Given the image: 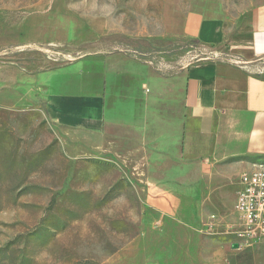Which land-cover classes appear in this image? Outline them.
Listing matches in <instances>:
<instances>
[{
	"label": "rangeland",
	"instance_id": "rangeland-1",
	"mask_svg": "<svg viewBox=\"0 0 264 264\" xmlns=\"http://www.w3.org/2000/svg\"><path fill=\"white\" fill-rule=\"evenodd\" d=\"M264 0H0V264H203L225 245L264 264V245L236 249L239 160L198 190L190 218L164 224L148 198L140 137L93 155L48 118L50 73L78 59L124 55L154 85L202 62L244 66L231 43ZM220 41L207 44V33ZM147 82V81H145ZM144 82V83H145ZM146 86V85H145ZM115 141V140H114ZM223 224L216 227L211 217ZM232 250V251H231Z\"/></svg>",
	"mask_w": 264,
	"mask_h": 264
},
{
	"label": "crops",
	"instance_id": "crops-1",
	"mask_svg": "<svg viewBox=\"0 0 264 264\" xmlns=\"http://www.w3.org/2000/svg\"><path fill=\"white\" fill-rule=\"evenodd\" d=\"M205 33L207 44L223 36ZM231 44L245 61L264 57V5L249 13ZM131 62L119 54L78 59L54 70L47 115L93 155L112 140L116 145L120 134L140 137L135 149L148 159L144 179L152 183L151 208L164 224H182L198 190L207 192L223 176V163L239 160L231 175L238 177L237 190L244 171L264 164V77L232 63L202 62L180 71L172 85H154ZM211 218L216 227L223 224ZM199 263L240 261L219 245Z\"/></svg>",
	"mask_w": 264,
	"mask_h": 264
},
{
	"label": "built area",
	"instance_id": "built-area-1",
	"mask_svg": "<svg viewBox=\"0 0 264 264\" xmlns=\"http://www.w3.org/2000/svg\"><path fill=\"white\" fill-rule=\"evenodd\" d=\"M235 210L241 225L232 233L233 248L264 245V164H254L241 174Z\"/></svg>",
	"mask_w": 264,
	"mask_h": 264
},
{
	"label": "water",
	"instance_id": "water-1",
	"mask_svg": "<svg viewBox=\"0 0 264 264\" xmlns=\"http://www.w3.org/2000/svg\"><path fill=\"white\" fill-rule=\"evenodd\" d=\"M238 247V245L236 244V245H234V248H237Z\"/></svg>",
	"mask_w": 264,
	"mask_h": 264
}]
</instances>
